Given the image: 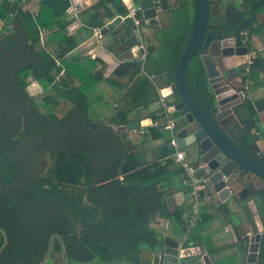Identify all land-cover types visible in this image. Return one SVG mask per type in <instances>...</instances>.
Masks as SVG:
<instances>
[{
	"label": "trees",
	"instance_id": "16d2710c",
	"mask_svg": "<svg viewBox=\"0 0 264 264\" xmlns=\"http://www.w3.org/2000/svg\"><path fill=\"white\" fill-rule=\"evenodd\" d=\"M3 2L0 17L3 13H14V19L10 18L9 22L11 25L14 20L20 23L29 44L16 50L8 40H0V185L11 187L18 182L26 188L0 189V264H40L53 236L61 238L69 261L137 263L142 249L153 247L162 239L150 226L155 217L182 222L184 234L186 220L181 221V215L185 209L169 210L165 203L171 177L182 176V170L172 171L173 165L168 160L163 165L156 162L123 173L128 152L125 134L91 122L86 116L84 94L75 87L62 92L60 83L54 82L62 69L56 60L75 46L74 39L65 35L72 21L67 15L70 1ZM35 7L38 12L34 20ZM113 12L125 14V9L117 0H100L84 11L81 18L85 24L100 28L113 17ZM263 12L264 0H242L238 7L226 6L223 16L216 12V24L212 23V14L209 16L208 29L237 37L238 43L240 33H245L249 52H258L247 72L251 87L264 85V32L259 31L258 21V15ZM191 15L187 0H180L173 16L174 25L164 32L157 51L147 55L143 63L132 61L123 65L132 69V78L141 71L146 76L142 87L130 97L138 98L140 93L149 97L147 76L161 73L173 76L190 34ZM39 29L54 31L53 36L60 34L59 42L46 40L41 44ZM13 32L12 28L7 31L8 34ZM19 59L26 63L18 64ZM27 75L44 80L59 91L72 102L70 111L60 118L46 113L28 94L24 83ZM185 79L199 104L210 112L212 96L198 56L189 62ZM42 100L45 103L49 99ZM255 104L258 111L264 110V97ZM135 108L132 106L118 114L121 117L116 119L118 126L127 124L126 115ZM156 118L161 121L154 115L153 119ZM148 134L150 139L163 135L162 130L156 128H149ZM24 145L27 156L33 157L34 163L37 159L36 166L25 162L26 168H22L21 157L25 153L21 147ZM242 147L255 155L248 142ZM43 153L47 156L46 163ZM83 193L87 197L84 207L80 204ZM252 198L262 224L256 264H264V187ZM222 209L226 211V206ZM245 212L257 233L250 211L246 208ZM194 239L191 232L186 245L194 246ZM238 246L244 254V239H240ZM60 250L59 242L53 240L49 264Z\"/></svg>",
	"mask_w": 264,
	"mask_h": 264
},
{
	"label": "water",
	"instance_id": "95a60500",
	"mask_svg": "<svg viewBox=\"0 0 264 264\" xmlns=\"http://www.w3.org/2000/svg\"><path fill=\"white\" fill-rule=\"evenodd\" d=\"M180 0H125L121 4L125 14L117 13L109 19L98 33L110 40L113 48H136L137 28L145 36L154 38L159 44L165 31L172 28V21ZM191 7V30L177 62L173 76L161 73L154 82L161 89L167 102V114L173 119L174 130L167 138H143L128 148L122 171L129 172L137 167L171 160L175 149H181L194 166L192 175L204 180L203 193L208 202L217 207L228 201H246L264 187V130H259L255 116H247L248 107L241 97L244 86L239 76L241 66L230 67V59L245 56L249 50L237 42L236 37H227L224 31L208 29L211 7L209 0H187ZM129 10L132 17H127ZM134 20H137V27ZM155 53L152 45H147V54ZM198 56L205 72L207 88L212 96L213 106L206 111L193 96L185 72L189 62ZM231 71L234 75H231ZM171 87H168L169 85ZM252 126L250 129L249 127ZM140 128L139 122L126 125L132 131ZM162 129V128H159ZM162 131H165L162 129ZM174 139L176 148L170 144ZM255 155L242 146L247 143ZM263 143V147L259 145ZM187 178L182 174V180ZM263 181L255 187L254 180ZM168 192V190H167ZM188 189L169 195L165 199L167 208L173 209L185 201ZM58 240V236L53 238ZM51 241L44 260L46 264L51 250ZM260 233L245 239L244 259L241 264H256L258 258ZM181 243L165 236L153 247L140 251L138 262L114 260L112 264H186V255L181 254ZM63 262L65 254L62 250ZM204 264H210L203 257Z\"/></svg>",
	"mask_w": 264,
	"mask_h": 264
},
{
	"label": "crops",
	"instance_id": "0c3cea01",
	"mask_svg": "<svg viewBox=\"0 0 264 264\" xmlns=\"http://www.w3.org/2000/svg\"><path fill=\"white\" fill-rule=\"evenodd\" d=\"M10 1L11 3H14L16 0ZM69 1L70 5L67 9V15L72 21L67 25L65 35L74 39L75 46L67 52L62 59L56 60L57 65L61 66L62 69L60 71L61 74L59 79H54V82L60 83L59 85L61 86L62 92L68 88H78L85 96L87 118L91 122L97 123L100 127L106 126L120 133H124L125 145L129 148L132 144L137 143L141 139L149 138L148 129L154 128L153 123L158 120L157 118L153 119V116L155 115L157 117V101L159 96H162L160 92L161 89L155 82L156 85H154L147 76L148 78L146 79L149 82L151 90V94L148 95L149 97H147V94L142 95L141 93L138 98L136 97L133 99L130 97L131 94H134L135 91L140 89L139 87H142L141 82L145 75L144 72L141 71L135 78H132V69L123 65L132 61L141 62L138 59L139 51L136 48L129 50L113 48L109 39L100 37V34L98 33L100 28L91 27L83 22L81 14L100 0ZM241 1L242 0H209L212 9V23L216 24V12H220L223 16L226 6L235 8L239 6ZM2 4H4V2L3 0H0V6ZM37 12L38 11L35 7L34 12H32L34 20L36 19L35 17H37ZM14 15V13L9 12L3 13L0 17V40H8L13 44V49L20 50L23 46H26L29 43L26 39V33L20 23L14 20L13 24H10L11 22H9V20L10 18L14 19ZM116 15L117 13L113 12V17ZM100 16H102V14ZM109 19H107L106 22H108ZM258 21L261 27L259 31L264 32V12L258 15ZM173 25L174 23L172 21V26ZM11 28L14 32L8 34L7 31H11ZM53 34L54 31L39 29L40 43L43 44L46 40H51L50 43L59 42L60 34L56 36H53ZM144 41L147 45H152L155 52L157 51L159 44L154 38L145 36ZM256 43L257 45L260 44L258 40ZM7 53L9 52L6 51V54ZM257 53V51L248 52L246 62L243 63L240 61L243 56H235L231 58L230 67L241 66V68H244L238 73L244 81L242 90L246 89L248 95V97L244 99L246 100L245 105L248 107L247 116H255L259 124V130L262 131L264 130V110L258 111L255 103L256 100L264 97V85L261 84L258 87H251L247 80V72L250 65L248 59L255 57ZM52 56H55L54 52L52 53ZM17 62L20 65L26 63L21 59ZM155 76L156 75H154V77ZM24 83L26 84L28 94L34 97L40 106L42 105L44 107L46 113L55 114L60 118L72 108V102L67 101L59 91L53 89L46 81L36 80L32 76L27 75L24 78ZM170 85L168 87H170ZM43 98H48L49 100L44 103L42 100ZM147 100H149V102L151 100V102L149 103ZM132 106H136V108L135 110L128 112L126 115L127 124L139 122L140 128L128 131L125 129L127 124L124 126H118L119 124L116 119L117 117L118 119L121 118L118 115L120 112L130 109ZM58 110L59 112H57ZM253 111H255V113H253ZM251 127L252 126H250L249 129ZM141 130H145L146 134H142ZM259 145L263 147L262 142H259ZM165 163L166 162L160 163V165ZM121 178L122 177L120 176V179ZM254 185L255 187H261L263 181L255 179ZM185 189L186 187L183 183L182 176L171 177L170 185L167 187L168 196ZM80 202L81 206H86L87 197L84 193L82 201ZM223 206H226V211L222 209ZM177 207H183V209H185L184 213L181 215V221L187 220L189 214L187 194L185 195L184 203L180 206H175L173 209ZM246 208L250 211L253 217L257 233H261L262 224L252 197L249 198L246 203H243V201H228L223 203L220 207H217L212 202L201 205L200 219L194 230L192 229L191 231L192 237L195 238L193 240L194 246H190V252L184 262L186 264H204L203 257H207L210 264H214L211 259L218 256V254L226 256L236 255L235 253L237 250L234 249H236L235 246L240 248L238 246L240 239H244L245 241L247 236L255 234L251 222L247 220L248 215L245 212ZM182 225H184L182 222L173 218L160 217H155L154 221L150 224L151 227L161 234L162 238L168 236L180 242L184 236ZM190 233L188 234L187 239H189ZM225 234H229L231 242L229 240L226 241ZM59 239L60 240L55 237L52 239V241L57 240L59 242L61 250L59 254H54V259L50 264H64L62 250L66 258L65 264H93L91 262L69 261L64 249V244L60 237ZM240 253V259L243 262L244 255L241 250H239V254ZM201 254L202 256H200ZM49 260L50 253L46 264H49Z\"/></svg>",
	"mask_w": 264,
	"mask_h": 264
},
{
	"label": "built area",
	"instance_id": "2783aa9c",
	"mask_svg": "<svg viewBox=\"0 0 264 264\" xmlns=\"http://www.w3.org/2000/svg\"><path fill=\"white\" fill-rule=\"evenodd\" d=\"M121 4L125 3V0H118ZM127 17L133 16V11L129 10L126 14ZM134 24L137 27V20H134ZM135 37L137 38L136 42V49L139 51V57L138 59L143 63L147 57V44L145 43L144 39L142 38L139 30L135 28L134 30ZM245 33H240V36L242 37L240 44L243 46H246V39L244 37ZM252 58L248 59V63L251 64ZM57 63V62H56ZM59 73L55 76V80H58L60 77ZM150 81L153 82L154 85V76H148ZM172 85H170L171 87ZM156 87V86H155ZM241 97L243 99H246L248 97L246 89L241 90ZM157 116L161 118V121L157 120L153 123V127L156 129L162 128L163 130L173 133L174 130V122L173 119L167 114V102L166 99L162 96H159L157 101ZM142 134H146L145 130H141ZM170 144L173 145L176 148V143L174 139H170ZM171 163L175 166H179V168L182 170L183 174L187 175V178L183 180V183L185 187L188 189L187 192V200H188V206H189V214L186 220L185 224V233L183 236L181 243V254L188 256L190 252V246L186 245L187 236L192 231V229L196 226L197 222L200 219V207L203 204H208L207 198L204 197L203 189V181L204 180H197L192 177L195 168L192 166L188 158L186 157V154L181 149H175L174 154L171 156ZM203 253V252H201ZM202 256V254L200 255Z\"/></svg>",
	"mask_w": 264,
	"mask_h": 264
},
{
	"label": "rangeland",
	"instance_id": "374dc122",
	"mask_svg": "<svg viewBox=\"0 0 264 264\" xmlns=\"http://www.w3.org/2000/svg\"><path fill=\"white\" fill-rule=\"evenodd\" d=\"M247 57H248V54L247 55H245V56H243L242 58H241V62L243 63V62H246V59H247ZM5 95V94H4ZM57 112H59V110L57 111ZM162 130V129H161ZM162 133H163V138L165 137V138H167L168 136H169V133L167 132V131H162ZM22 145V144H21ZM21 150L25 153L24 155H22V157H21V159H22V161L24 162L23 164H24V167H22L23 169H25L26 168V165H25V162H29V163H34L33 162V157H28L27 156V153H28V151H26L25 152V145L23 146V147H21ZM42 156V155H41ZM36 159V158H35ZM46 160H47V156H46V153H43V161L46 163ZM37 162V159L35 160V163ZM34 163V165L36 166L37 164H35ZM176 168H179V166H174V167H172V171H174V170H176ZM181 175H179V177H180ZM176 177H178V176H176ZM0 189H2V191H4V189H26V188H23L18 182L17 183H14L13 184V186H11V187H4L3 185H0ZM225 237H226V241H230L231 242V238H230V236H229V234H225L224 235ZM52 238V237H51ZM223 243V242H222ZM224 244V243H223ZM49 245H50V242H49ZM236 247V249H234V250H237L236 251V255H233V256H226V255H222V254H218V256H216V257H213L212 259H211V261L214 263V264H241L242 263V260L240 259V256H241V253L239 254V248L237 247V246H235Z\"/></svg>",
	"mask_w": 264,
	"mask_h": 264
},
{
	"label": "flooded vegetation",
	"instance_id": "af4514ba",
	"mask_svg": "<svg viewBox=\"0 0 264 264\" xmlns=\"http://www.w3.org/2000/svg\"><path fill=\"white\" fill-rule=\"evenodd\" d=\"M211 11H212V9H211ZM217 11H218V9H217ZM211 14V13H210ZM210 16V15H209ZM214 32H216V31H214ZM227 36V35H226ZM227 37H231V36H227ZM236 40H237V42H238V38L236 37ZM235 73L234 72H232L231 71V75H234ZM240 76V75H239Z\"/></svg>",
	"mask_w": 264,
	"mask_h": 264
}]
</instances>
